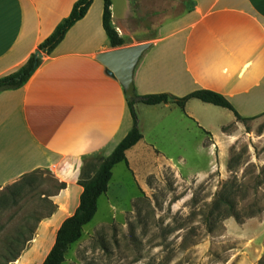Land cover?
Instances as JSON below:
<instances>
[{
  "label": "crops",
  "instance_id": "obj_1",
  "mask_svg": "<svg viewBox=\"0 0 264 264\" xmlns=\"http://www.w3.org/2000/svg\"><path fill=\"white\" fill-rule=\"evenodd\" d=\"M76 1L0 0V77L22 66ZM187 1L180 18L161 23L150 20L166 8L164 0H111V23L118 35L150 44L134 69L136 95L181 98L210 90L256 124L264 117V0ZM101 15L102 0H93L20 88L0 91V190L42 170L64 184L55 197L56 211L43 223L23 264L42 263L54 241L52 230L76 209L83 161L107 157L132 128L122 86L95 59L112 49ZM145 106V112L155 115L140 126L142 139L125 152L135 177L150 173L154 163L173 166L172 155L157 146L162 137L176 151L177 161H184L190 124L205 135L199 150L213 158L216 152L224 157L235 131L244 127L231 111L197 99L188 100L183 110L171 103ZM152 125L165 134L148 142ZM56 221L55 228L46 227Z\"/></svg>",
  "mask_w": 264,
  "mask_h": 264
},
{
  "label": "rangeland",
  "instance_id": "obj_2",
  "mask_svg": "<svg viewBox=\"0 0 264 264\" xmlns=\"http://www.w3.org/2000/svg\"><path fill=\"white\" fill-rule=\"evenodd\" d=\"M164 5L151 22L177 20L188 1L164 0ZM125 42L123 46L140 43L138 38ZM135 104L138 129L146 127L155 114L145 112L142 103ZM245 126L235 131L224 157L199 150L205 135L190 124L184 161H177L176 151L162 137L157 146L172 155L173 166L154 163L157 171L151 164L150 173L135 177L129 166L115 165L95 216L69 246L62 264H257L264 256V117ZM151 129L148 142L157 141L154 136L159 132L165 134L159 125ZM99 159L84 160L80 178L91 177ZM62 185L54 173L42 170L14 197L11 185L0 190V264H23L25 253L40 239L43 223L57 209L55 197ZM218 194L231 198L242 223L222 217L226 209L222 206L212 212L211 227L206 226L205 217ZM249 212L252 217H247ZM49 224L48 229L55 228L58 222ZM30 230L34 234L24 252L14 262L7 261L6 245L17 235L20 240L29 238Z\"/></svg>",
  "mask_w": 264,
  "mask_h": 264
},
{
  "label": "trees",
  "instance_id": "obj_3",
  "mask_svg": "<svg viewBox=\"0 0 264 264\" xmlns=\"http://www.w3.org/2000/svg\"><path fill=\"white\" fill-rule=\"evenodd\" d=\"M92 3L93 0H77L70 9L71 11L69 15L56 25L53 32L37 46L36 51L29 56L27 61L16 71L0 77V91L20 88L42 62V56L38 57L36 52H39L42 55H50L57 45L61 43L71 27L86 15ZM101 25L108 40L110 46L109 48L114 49L123 47L125 41L118 35L116 29L111 23V0H102ZM139 98V102L144 105L152 106L171 103L175 104L181 110L184 109L188 100L197 99L202 103L211 104L231 111L236 120L241 122L243 126H245L248 121L252 120V118L247 119L239 116L231 104L222 95L205 89L193 91L181 98H176L165 93L144 95L139 96ZM135 103L136 102L134 101H127V107L132 118L131 130L126 133V136L117 144L114 150L107 157L99 159V164L91 177L86 179L79 177L77 184L82 188V192L79 196L78 205L72 215L65 218L61 222L57 231L56 229L52 230L55 235L54 241L41 264H62L64 262V256L69 246L76 243L81 238L83 227L91 222L95 216L97 212L98 199L107 192L108 184L112 175V168L119 163H123L128 168L125 152L131 149L142 139V135L137 125V117L134 111ZM37 172L38 171H34L30 174H26L14 184H11L13 190L10 193V197L17 195L20 186L29 185L30 178ZM63 188L64 185H62L61 189ZM232 203L233 202L230 197L218 194L216 199H214L211 203L210 211L205 217L206 226H208V228L211 227L210 218L212 216V212L216 210L218 212L222 206L226 207V209L223 210L224 213L222 214V217H224V215L232 216L237 223H242L238 211L235 212ZM252 216V212L247 213V217ZM30 233L29 238H24L22 240H20V235H17L15 238L12 237L11 242L6 245L7 256L5 259L7 261L14 262L17 260L33 237V230H30ZM20 245H22V247H19ZM257 264H264V256Z\"/></svg>",
  "mask_w": 264,
  "mask_h": 264
},
{
  "label": "water",
  "instance_id": "obj_4",
  "mask_svg": "<svg viewBox=\"0 0 264 264\" xmlns=\"http://www.w3.org/2000/svg\"><path fill=\"white\" fill-rule=\"evenodd\" d=\"M150 44L137 43L135 45L123 46L110 49L96 55L95 59L105 67L106 72L115 78L124 90L125 99L128 102H138L140 98L135 95L133 85L134 69L144 52ZM38 57L42 54L36 52Z\"/></svg>",
  "mask_w": 264,
  "mask_h": 264
}]
</instances>
